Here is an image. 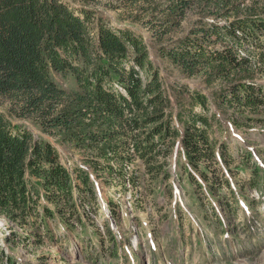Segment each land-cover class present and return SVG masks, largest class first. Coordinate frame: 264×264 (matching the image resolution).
<instances>
[{"label": "trees", "instance_id": "trees-1", "mask_svg": "<svg viewBox=\"0 0 264 264\" xmlns=\"http://www.w3.org/2000/svg\"><path fill=\"white\" fill-rule=\"evenodd\" d=\"M128 2L141 4L131 18L161 43V56L183 75L202 77L206 87L221 86L208 97L200 88L168 84L142 34L106 26L88 10L78 14L63 0H0V97L10 104L7 114L0 111V216L9 229L7 240L18 235L29 244L36 231L44 232L47 218L56 216L68 229L71 220L83 224L95 199L89 171L78 163L70 171L53 143L16 118L32 120L60 144L80 151L97 176L116 174L124 187L133 184L126 175L132 158L149 170L163 148V155L170 153L175 139L188 179L202 187L198 173L213 180L212 187H229L225 143L215 144L209 134L213 122L221 124L209 99L215 98L218 108L240 110L246 120L230 116L236 126L261 121L252 116L264 111V82L255 77L258 69L264 71V14H254L244 0ZM190 13L196 18L184 30ZM54 73H70L76 88L60 87ZM173 103L181 129L172 120ZM196 106L200 112L192 110ZM245 111L252 116H243ZM210 164L218 165L217 184Z\"/></svg>", "mask_w": 264, "mask_h": 264}, {"label": "rangeland", "instance_id": "rangeland-1", "mask_svg": "<svg viewBox=\"0 0 264 264\" xmlns=\"http://www.w3.org/2000/svg\"><path fill=\"white\" fill-rule=\"evenodd\" d=\"M63 1L78 14L91 11L93 18L106 26L130 28L142 34L150 58L168 84L178 81L200 88L208 97L212 88L221 86L215 82L206 87L202 77L183 75L158 53L161 43L155 41L142 23L131 18L141 4L130 7L128 0ZM244 6L255 8L254 14H264V0H244ZM194 18L196 15L190 13L182 21V28L187 29ZM167 42L168 39L162 43L168 45ZM257 72L256 79L264 82V71ZM53 79L66 90L76 88L70 73H54ZM173 98L170 91V99ZM9 106V101L0 97V111L7 114ZM209 106L221 121L219 125L213 122L209 134L215 144L225 143L228 166L232 169L229 187H212L214 181H205L198 173L195 180L202 187L194 184L193 178L188 179L183 169L187 162L178 139L168 146L170 153L166 156L163 154L167 149L163 148L150 171L140 160L132 158L126 175L133 184L124 187L116 174L97 176L84 163L80 151L60 144L32 120L16 118L36 137L53 143L70 171L75 163L89 171L95 199L88 203L83 224L71 220L68 229L59 217L47 218L44 232L36 231L29 244L21 242L18 235L15 240H7L9 229L0 216V264H7V257L14 264H264V111L253 116L245 111L243 116L259 117L261 121L236 126L230 116L245 121L240 110L225 105L218 108L215 98L209 99ZM177 108L173 103L172 120L181 129L175 117ZM192 110L200 112L201 108L196 106ZM161 164L162 168L157 167ZM210 168L217 184L221 179L218 165L210 164ZM164 172H168L167 178ZM13 230L20 236L28 234L18 226Z\"/></svg>", "mask_w": 264, "mask_h": 264}]
</instances>
